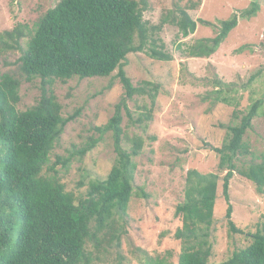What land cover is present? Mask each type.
<instances>
[{
  "label": "trees",
  "instance_id": "16d2710c",
  "mask_svg": "<svg viewBox=\"0 0 264 264\" xmlns=\"http://www.w3.org/2000/svg\"><path fill=\"white\" fill-rule=\"evenodd\" d=\"M148 9L147 0H60L33 30L26 24H18L0 33V49L22 53L20 70L26 80L41 79L38 103L20 111L17 109L20 80L9 74L0 78V264H96L88 248L90 242L99 250L121 240L124 234L121 222L135 193L134 158L142 154L145 146L142 136H128L124 131L123 111L129 120L146 130L160 91L159 84L132 83L126 73L128 56L147 52L156 61L173 60L157 37L161 27H149L144 20ZM259 10L260 5L254 2L239 15L213 23L192 19L186 9L176 4L178 14L171 22L184 37L194 34L198 25L217 29L214 37L198 39L189 47L190 57L210 58L238 26L239 17L251 19ZM167 22L166 17L161 25ZM244 48L240 47L238 52ZM116 71L125 97L116 105L108 123L95 128L99 138L91 137L86 146L68 157L57 156L51 164V154L66 126L80 115L77 110L64 117L63 107L53 91L55 80L109 78ZM216 85L217 94L223 93V87L230 88L220 81ZM135 96H147L150 100L149 108L144 107L137 120L127 104ZM262 106L263 100L253 102L239 125L227 127L229 140L221 148H213L220 157L219 169L226 170L225 217L233 233H242L232 219L230 181L235 173L250 180L256 191L264 194V160L243 169L235 163L239 155L250 153L244 138ZM108 132H112L115 164L106 178L89 181L86 196L78 198L67 190L56 166L68 169L75 156L81 158L91 152ZM218 180L214 173L187 171L184 200L175 209V216L182 223L174 234L182 243L178 264H264V224L249 234L252 240L246 248L234 251L221 263L210 261L213 251L210 227ZM144 264L172 263L147 254Z\"/></svg>",
  "mask_w": 264,
  "mask_h": 264
},
{
  "label": "rangeland",
  "instance_id": "374dc122",
  "mask_svg": "<svg viewBox=\"0 0 264 264\" xmlns=\"http://www.w3.org/2000/svg\"><path fill=\"white\" fill-rule=\"evenodd\" d=\"M149 9L144 20L157 30L160 43L172 57L170 62L151 59L147 52L130 54L127 76L135 86L144 82L159 84L160 91L153 110V119L143 125L129 120L123 111L122 127L128 136L145 139L142 154L136 163L133 181L134 195L127 216L122 219L124 234L112 246L99 250L90 242L96 264H144L146 256L164 258L178 264L182 243L174 237L181 219L175 216L176 206L184 200L187 171L196 169L203 174L219 176L214 220L210 227L213 246L210 261L221 263L231 254L246 248L253 234L264 224V194L254 184L235 173L230 181L232 219L242 233H233L225 217L227 204L223 196L226 170L219 169V155L213 148H221L229 140L228 126H236L250 105L263 100V106L245 135L249 155L238 156L239 169L264 160V0H147ZM60 0H0V33L18 24L32 30L38 21ZM260 5L251 19L239 17L238 26L231 31L219 50L210 58H194L189 47L201 38L214 37L217 29L198 25L189 37L182 36L171 19L178 13L175 5L186 9L192 19L213 23L232 18L234 14ZM168 18L165 25L163 19ZM25 46V41H23ZM245 46L244 50L238 49ZM19 50L0 49V78L9 74L20 80V102L17 109L26 111L35 106L41 96V79L26 80L20 70ZM116 71L109 78H74L55 80L53 91L67 117L80 110L70 122L51 154V164L57 156L68 157L71 152L86 146L91 137L99 138L96 127L108 123L116 105L125 97V90ZM228 84V90L217 94L216 82ZM227 86V87H228ZM222 88V87H220ZM227 99V101H224ZM135 120L144 107L150 106L147 96L127 100ZM84 157L75 156L68 169L57 165L56 170L68 191L86 196L91 180L104 179L115 164L112 132ZM125 147L129 146L125 142ZM80 183H84L80 186ZM146 194L147 197L141 195Z\"/></svg>",
  "mask_w": 264,
  "mask_h": 264
}]
</instances>
